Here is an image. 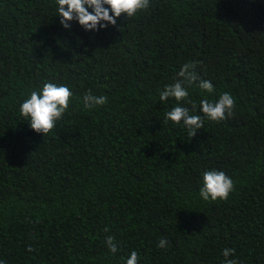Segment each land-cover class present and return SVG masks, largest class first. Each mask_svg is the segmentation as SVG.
<instances>
[{
    "label": "trees",
    "instance_id": "obj_1",
    "mask_svg": "<svg viewBox=\"0 0 264 264\" xmlns=\"http://www.w3.org/2000/svg\"><path fill=\"white\" fill-rule=\"evenodd\" d=\"M60 20L56 0H0V261L224 264L230 248L264 264V0H150L99 31ZM193 62L214 92L184 84L204 121L190 138L165 113L192 105L160 93ZM46 82L73 96L43 135L19 108ZM89 90L107 102L85 108ZM225 92L233 115L213 121L200 101ZM208 170L234 181L227 200L201 198Z\"/></svg>",
    "mask_w": 264,
    "mask_h": 264
},
{
    "label": "clouds",
    "instance_id": "obj_2",
    "mask_svg": "<svg viewBox=\"0 0 264 264\" xmlns=\"http://www.w3.org/2000/svg\"><path fill=\"white\" fill-rule=\"evenodd\" d=\"M56 2L63 27L70 29V21L75 20L85 30L99 31L101 28H107L109 24L116 25L117 18L122 14L132 17L139 11L147 9L150 0H56ZM195 66V62L184 64L177 74L182 79L167 85L160 93V100L166 102L169 97L175 98L178 102L187 100L189 92L184 84H192L198 79L200 89L208 93L214 92L213 83L200 79L195 72ZM72 96L73 93L68 85L46 82L42 89L31 91L30 96L20 105L19 111L22 116L29 118L33 130L46 135L56 127L57 121L63 118L71 104ZM83 100L85 108H92L105 104L107 97L92 95L89 90ZM187 103L192 105L191 110L178 103L165 113V120H171L175 124L182 122L189 129L188 135L192 138L197 134L198 129L204 127V121L200 115L191 114L196 111V104L191 100H187ZM200 106V110L209 119L220 121L233 115L235 99L231 93L225 92L218 100L210 101L207 98L201 100ZM233 190L234 181L224 171L208 170L203 173L199 193L203 200H227ZM113 241L114 237L108 236L106 243L110 251L116 253L117 246ZM167 244V239H161L157 246L164 248ZM29 251H32L31 247ZM234 251L235 249H224V264H237L236 260L228 258ZM138 260L137 252L132 251L126 264H138ZM0 264L4 262L0 261Z\"/></svg>",
    "mask_w": 264,
    "mask_h": 264
}]
</instances>
